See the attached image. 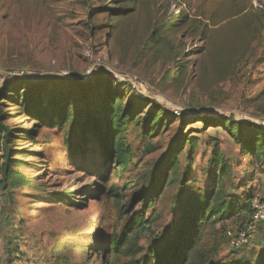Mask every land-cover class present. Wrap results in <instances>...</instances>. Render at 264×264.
I'll return each instance as SVG.
<instances>
[{"label": "rangeland", "instance_id": "obj_1", "mask_svg": "<svg viewBox=\"0 0 264 264\" xmlns=\"http://www.w3.org/2000/svg\"><path fill=\"white\" fill-rule=\"evenodd\" d=\"M263 13L264 0H0V83L15 77L66 88L102 74L125 94L142 95L174 115L150 139L127 125L134 156L124 173L114 174L113 162L103 164L95 152L67 151L64 140L78 137L71 130L75 115L62 129L42 125L24 137L19 170L26 182L12 200L0 190V264H104L91 248L103 233L119 232L127 216L118 217L101 186L108 179L129 207L176 134L197 137L194 152L183 143L179 155V179L188 173V182L166 186L145 211L151 220L140 235L145 250L175 225L185 197L209 186L216 146L227 165L220 177L227 189L264 199V155L245 154L226 129L201 120L264 126ZM20 69L23 74L13 73ZM6 109L14 113L10 123L32 128L17 107ZM146 142L153 152H145ZM89 146L97 149V141L90 138ZM130 209L143 210L137 201ZM247 219L242 213L225 223L233 233ZM262 248L264 222L252 243L237 249L223 243L214 258L256 262Z\"/></svg>", "mask_w": 264, "mask_h": 264}, {"label": "trees", "instance_id": "obj_2", "mask_svg": "<svg viewBox=\"0 0 264 264\" xmlns=\"http://www.w3.org/2000/svg\"><path fill=\"white\" fill-rule=\"evenodd\" d=\"M262 17L264 24V13ZM14 78L0 83V190L9 200L26 182L19 170L25 165L19 143L42 125L62 129L69 125L74 115L77 116L71 130L78 137L64 140L67 151L72 155L95 152L103 164L113 162L111 170L116 174L124 173L133 165V147L125 140L127 125L140 127L142 134L150 139L174 122V115L163 105L147 101L142 95L125 94L122 88L113 86V80L106 75L100 74L90 82L73 81L66 88H62V84L49 88L50 82L31 84ZM124 94L126 101H123ZM9 105L17 107L19 115L32 122V128L10 123L14 113L6 109ZM201 120L226 129L245 154L256 158L264 155V126L225 117H201ZM185 122L182 118L179 124ZM90 138L97 141V149L89 146ZM183 143L188 144L189 154H192L197 137L181 133L169 141L154 171L132 196L129 207L122 204L123 195L116 185L108 183V179L103 183L100 191L116 203L118 217L127 216V219L119 232L103 233L92 246L93 253L104 264H264V248L259 251L256 262L243 256L228 260L214 258L220 246L231 240L225 222L242 213H246L248 219L238 226L247 222L252 199L249 195L240 197L230 192L221 181L220 177L227 174V165L217 146L211 161L217 170L210 177L209 186L185 197L175 225L169 227L164 237L150 243L147 250L140 244V235L148 230L151 222L145 211L162 195L166 186L178 183L179 188H183L188 182V173L180 179L178 173ZM144 150L153 152L155 146L146 142ZM60 196L68 195L62 192ZM66 200L71 201L70 197ZM136 201L141 203L143 210L130 209Z\"/></svg>", "mask_w": 264, "mask_h": 264}, {"label": "built area", "instance_id": "obj_3", "mask_svg": "<svg viewBox=\"0 0 264 264\" xmlns=\"http://www.w3.org/2000/svg\"><path fill=\"white\" fill-rule=\"evenodd\" d=\"M23 69L16 70L13 73L23 74ZM250 219L242 226H238L233 233L230 231V247L240 248L244 244L252 243L256 239L257 224L264 222V199L252 198L249 202Z\"/></svg>", "mask_w": 264, "mask_h": 264}]
</instances>
